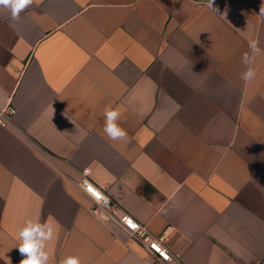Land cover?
<instances>
[{"label":"crops","instance_id":"1","mask_svg":"<svg viewBox=\"0 0 264 264\" xmlns=\"http://www.w3.org/2000/svg\"><path fill=\"white\" fill-rule=\"evenodd\" d=\"M34 0L0 10V264L49 223L48 264H264V0ZM127 132L111 140L104 112ZM83 129L86 132H81ZM179 257L89 211L83 171Z\"/></svg>","mask_w":264,"mask_h":264},{"label":"clouds","instance_id":"2","mask_svg":"<svg viewBox=\"0 0 264 264\" xmlns=\"http://www.w3.org/2000/svg\"><path fill=\"white\" fill-rule=\"evenodd\" d=\"M34 0H0V10H6L10 13V20L16 21L20 18V13L30 7ZM213 0L210 2V7ZM264 13V9L261 10ZM249 52L244 53L241 62L245 65V71L241 73V79L247 84L252 82L257 69L254 67L255 60L264 50L259 47L256 39L248 40ZM118 109L107 108L104 112V132L111 140H124L127 132L117 123L120 118ZM84 132L83 129L80 130ZM86 135V132H84ZM53 237V227L49 223H33L31 219L18 231L19 252L24 257L20 264H48L49 253L46 249V242ZM61 264H81L76 256H69L62 260Z\"/></svg>","mask_w":264,"mask_h":264},{"label":"built area","instance_id":"3","mask_svg":"<svg viewBox=\"0 0 264 264\" xmlns=\"http://www.w3.org/2000/svg\"><path fill=\"white\" fill-rule=\"evenodd\" d=\"M16 112L15 107L6 105L0 109V122L5 123ZM78 185L91 198L89 208L91 214L104 221H113L120 225L131 237L144 245L159 262L171 263L178 259V255L167 244L168 233L155 235L147 224L137 220L124 207L116 202L107 192L104 185H97L89 178V169L83 171V177Z\"/></svg>","mask_w":264,"mask_h":264}]
</instances>
